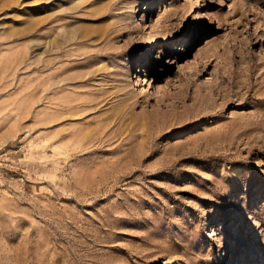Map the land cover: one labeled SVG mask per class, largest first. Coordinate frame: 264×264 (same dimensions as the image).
<instances>
[{"label":"rangeland","instance_id":"rangeland-1","mask_svg":"<svg viewBox=\"0 0 264 264\" xmlns=\"http://www.w3.org/2000/svg\"><path fill=\"white\" fill-rule=\"evenodd\" d=\"M118 2L0 0V264H264V0Z\"/></svg>","mask_w":264,"mask_h":264},{"label":"bare ground","instance_id":"bare-ground-1","mask_svg":"<svg viewBox=\"0 0 264 264\" xmlns=\"http://www.w3.org/2000/svg\"><path fill=\"white\" fill-rule=\"evenodd\" d=\"M139 1L140 0H136L135 2L134 1L131 2L130 0H119L118 3H122V6L123 7H122V11L120 12V14H118V16L119 17L122 16V17H125V18L126 17H129L131 15V13L133 12V10L135 9V4L139 5L138 4ZM118 9H121V8L119 7ZM199 34H200V29L198 28L197 34H196L197 35V39L200 38L199 37ZM138 44L139 43H137L136 41L135 42L133 41V42L130 43V45H128L127 48L118 50L119 51L118 52L119 53V56L118 57H120V58L123 57V55L125 53H127V54L132 53V51H134L137 48ZM209 50L210 49L207 47L206 48V51H209ZM138 71H140V70H138ZM258 246H259L258 244H257V246L256 245H252L251 246V249L249 250V254L247 255V260L248 261H251L252 259L256 258V256H257L256 254H258V252H257L258 251ZM257 259H258V257H257Z\"/></svg>","mask_w":264,"mask_h":264}]
</instances>
